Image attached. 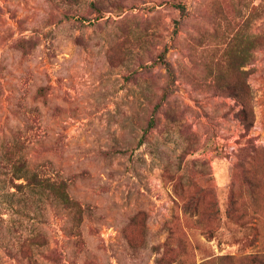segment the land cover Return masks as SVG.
<instances>
[{
	"label": "rangeland",
	"instance_id": "374dc122",
	"mask_svg": "<svg viewBox=\"0 0 264 264\" xmlns=\"http://www.w3.org/2000/svg\"><path fill=\"white\" fill-rule=\"evenodd\" d=\"M164 49L176 81L163 101ZM10 149L83 207L30 222L13 172L0 176V229L42 227L62 264L259 263L264 0H0ZM0 264L24 263L0 249Z\"/></svg>",
	"mask_w": 264,
	"mask_h": 264
},
{
	"label": "trees",
	"instance_id": "16d2710c",
	"mask_svg": "<svg viewBox=\"0 0 264 264\" xmlns=\"http://www.w3.org/2000/svg\"><path fill=\"white\" fill-rule=\"evenodd\" d=\"M91 7V1L89 3ZM182 13L187 12V7L183 3H174ZM167 49L160 52L158 62L166 69V84L163 87L164 93L162 100H166L173 92L175 86V71L172 63L166 57ZM161 103H158L153 111L151 120L146 127L143 135L144 141L149 131L156 125V114L160 108ZM247 106L241 111V118L245 122L246 127H250L251 123L247 119ZM15 157L12 150H3L0 152V176L8 175L10 171L13 172L11 178L13 184L18 192L19 201L22 203V215L29 218L33 215L45 219L48 213V208L58 210H66L73 212L74 217H82L83 207L75 201L69 191L68 183L65 179L60 178L57 173L46 172L43 169H32L29 162L24 158ZM4 169H8L7 172ZM15 180H24V182H16ZM15 231L20 232L16 235L14 228L6 227L0 229V249L12 258L21 260L24 264H43L41 259L50 264H62L63 253L57 247H51V241L47 232L42 227H31L24 224V220L17 221ZM14 233V236L13 234ZM255 264H264V260H258Z\"/></svg>",
	"mask_w": 264,
	"mask_h": 264
}]
</instances>
